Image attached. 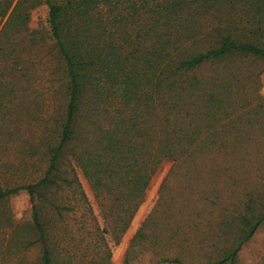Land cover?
Here are the masks:
<instances>
[{
  "label": "trees",
  "instance_id": "trees-1",
  "mask_svg": "<svg viewBox=\"0 0 264 264\" xmlns=\"http://www.w3.org/2000/svg\"><path fill=\"white\" fill-rule=\"evenodd\" d=\"M263 66L264 0H0V206L31 207L0 264H113L165 161L123 264H240L264 224Z\"/></svg>",
  "mask_w": 264,
  "mask_h": 264
},
{
  "label": "rangeland",
  "instance_id": "rangeland-1",
  "mask_svg": "<svg viewBox=\"0 0 264 264\" xmlns=\"http://www.w3.org/2000/svg\"><path fill=\"white\" fill-rule=\"evenodd\" d=\"M47 19L48 7L46 5L38 7L32 12L30 22L31 29L46 32L48 28ZM258 81L259 84H256L252 80L250 81L249 92L247 94V97L250 100H255V102L259 99L264 100V72ZM255 131L256 133L251 136V139H254L255 141L258 139L264 141V127L261 129L262 132L258 133L257 129ZM9 155H11L9 145H7L4 150H0V179H2V175L10 176V171L3 166L8 158H10ZM256 157V166L253 170L248 172L245 181L247 184L251 185L252 188L260 186V188L263 189L264 151H261ZM172 166V162L165 161L155 174L146 193L144 203L140 207L130 229L124 236L121 244L114 248L113 264H123L125 253L130 241L147 215L154 208L159 198L161 187ZM79 175L86 193L94 203V198L88 182L81 172H79ZM30 209L31 207L28 202V197L25 194H22L21 196L12 199L9 203L0 206V245L3 243L6 235H13L14 231L18 230V228L23 232L24 225L28 223L31 218ZM37 255L38 252L35 251V256ZM240 264H264V224L259 228L255 236L243 247L240 253Z\"/></svg>",
  "mask_w": 264,
  "mask_h": 264
}]
</instances>
